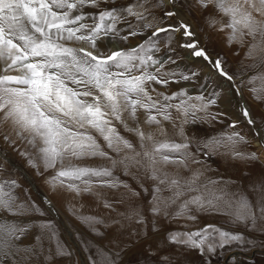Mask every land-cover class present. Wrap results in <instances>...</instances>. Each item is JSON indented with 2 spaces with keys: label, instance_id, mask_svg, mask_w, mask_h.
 <instances>
[{
  "label": "snow or ice",
  "instance_id": "1",
  "mask_svg": "<svg viewBox=\"0 0 264 264\" xmlns=\"http://www.w3.org/2000/svg\"><path fill=\"white\" fill-rule=\"evenodd\" d=\"M101 2L0 0V136L12 144L25 136L29 137L28 143L33 146L39 142L36 158L45 168L56 170L53 183L78 193L120 186L123 182L113 174L117 167L133 178L136 172L144 177L151 174L154 183L172 192L166 201L158 195L160 187L155 189L153 195L157 205L163 203L167 208L180 197L183 187L192 188L203 177L200 169H194L189 177L181 178L164 167L165 164H185L184 156L177 154L188 151V137L185 136L183 125L189 123V111L193 116L197 111L207 112L208 106L217 101L196 96L181 99L179 104L169 103L174 98L187 96V90L171 96L162 92H158L155 98L150 95V90H155L153 84L169 83V80L161 79L158 73L169 77L175 75L173 72L161 71L164 63L172 62L171 58L161 63L151 55L153 51H159L156 38L161 32L179 29L158 27L137 47L114 51L110 55L89 51L88 47L96 48L101 36L115 32L120 20L114 8L98 13L81 11L84 7L99 8ZM146 2L136 0L125 11L137 20L145 21L144 27L149 29L156 18L152 17V21H148L151 9L144 6ZM198 3L202 8L213 5L222 20H227V23H222L213 14L207 17L211 25L221 23V30H230L229 42L243 43L245 36H248L249 55L257 56L264 63V45L256 43L257 39L264 40V0H259V7L254 0H198ZM175 14L167 12L165 15ZM88 19L93 20V23L84 22ZM181 27L185 35H192L189 25L181 24ZM142 34L135 31L129 33L130 36ZM71 42L83 43L88 47H72ZM185 47L196 49V43ZM194 55L209 59L202 49L195 50ZM209 62L229 81L233 80L223 71L219 60ZM155 65L159 67L155 72H150L148 69ZM11 72L18 74H8ZM133 72L139 74L134 75ZM181 78L191 79L183 74ZM69 83L75 87H70ZM248 83L264 85V70ZM253 91L264 97V87L253 88ZM212 95L218 96L219 93ZM192 99L199 103L188 104ZM169 109H174L181 120L179 131L173 133V136L181 138L179 143L170 137L162 124V121L172 119ZM138 110L145 114L144 124L155 125L154 130H146L139 122L134 127L128 123L129 120H137ZM243 115L250 124L254 123L247 109H243ZM121 129L134 135L139 144L138 150L121 135ZM97 137L115 156L103 150ZM236 137L239 141L244 140L239 133H233L227 138L226 147H235ZM205 147H209V144ZM210 147H219V141L210 142ZM25 155L28 156V163L38 169L36 158L28 153ZM91 157L107 162V166L104 163L95 167L76 163ZM251 158H256V154L252 153ZM192 162H196L194 158ZM129 169L136 171L130 172ZM18 187L15 180L0 178V212L21 216L39 211L34 205L29 207L17 202L15 189ZM124 188L131 195H137L127 184H124ZM252 190L257 191L255 186ZM105 206L110 207L107 204ZM190 206L198 210L228 208L233 213L229 217L230 222L251 223L255 228L258 214L264 221V189L259 190L258 208L254 209L246 198L228 192L226 186L218 187L215 182L209 181V186H205L203 192L182 201L178 208L182 213ZM158 210V207L153 208L154 212ZM31 226L21 227L15 222L0 221V264L5 260L8 264H16L13 257L22 252H32V248L21 249L16 243ZM37 226L41 230L47 227L43 224ZM259 227L264 229V222ZM169 239L203 253L206 246L208 251L215 250L213 245L207 244L209 239L218 241L219 246L223 247L232 242L243 243L245 237L241 233L228 232L209 224L195 232L170 234ZM36 240L38 242L40 237L37 236ZM57 254L68 253L60 246Z\"/></svg>",
  "mask_w": 264,
  "mask_h": 264
},
{
  "label": "rangeland",
  "instance_id": "2",
  "mask_svg": "<svg viewBox=\"0 0 264 264\" xmlns=\"http://www.w3.org/2000/svg\"><path fill=\"white\" fill-rule=\"evenodd\" d=\"M168 1L147 0L144 6L151 9L147 19L152 21V17L156 18L149 29H145V21L137 20L125 11L136 0H102L99 8L84 7L81 9L84 13H98L114 8L120 20L115 32L97 40L95 49L78 42H71L70 46L88 47L95 54L110 55L114 51L137 47L158 27L179 29L161 32L156 38L159 51H153L151 55L161 63L171 58L172 62L164 63L161 71L173 72L175 75L169 77L158 73L161 79H167L169 83L153 84L152 88L155 90H150V95L155 98L158 92H162L171 96L187 90V96L174 98L169 102L171 104H179L181 99L196 96H204L206 100L216 99L217 103L209 105L207 112L197 111L193 116L189 111V123L183 125L185 136L188 137V151L177 154L184 156L185 164L164 165L166 170L181 178H187L194 169H200L203 177L208 179L201 177V182L192 188L183 187L180 197L167 208L163 203L157 205L153 201V195L155 189L160 187L158 195L166 201L172 195L170 189L154 183L151 174L144 177L136 172L133 178L119 167L113 170V174L123 182L120 186L100 187L78 193L53 183L56 170L45 168L36 158L39 142L33 146L28 143L29 137L25 136L12 144L5 142L0 136V178L17 182L19 187L15 189V195L18 203L29 207L34 205L39 209L21 216L0 212V221L15 222L21 227L32 225L16 242L21 249L32 248V252H22L13 257L16 264H264V253L257 252L251 258L243 255L252 254L257 249L264 250V229L259 227L264 221L259 214L256 219L257 227L254 228L251 223L230 222L229 217L233 213L228 208L198 210L195 206H190L182 213L178 208L182 201L203 192L204 187L209 186V181L215 182L218 187L226 186L228 192L246 198L254 209L258 208L259 190L264 189V97L259 92H254L253 88L264 85L250 84L248 81L264 70V63L257 56L249 55L248 36H245L243 43L229 42V29L221 30V23L211 25L208 22L210 14L215 15L218 21L222 20L219 13L214 11L213 5L202 8L198 0ZM254 3L257 7L260 6L259 0H254ZM167 12L176 14L166 16ZM84 22L92 24L93 20ZM222 23H227V20L223 19ZM181 24L189 25L192 35H185ZM133 31L143 34L130 36L129 33ZM126 36L127 40L124 39ZM192 43H196V49L185 47ZM256 43L264 45V40L257 39ZM200 49L209 59L194 55V51ZM209 60L220 61L221 68L235 79L239 92L232 81L221 75ZM157 67L159 65L148 70L155 72ZM193 73L196 75L193 76ZM181 74L190 76L191 79L184 80ZM69 86L75 87L71 83ZM213 93L219 95L213 96ZM239 97L243 100L244 107L238 100ZM198 103L195 99L188 101V104ZM245 108L254 125L243 115ZM169 112L172 119L162 121V124L170 137L179 143L181 138L173 136V133L179 131L181 120L174 109H169ZM144 119V112L138 110L137 120H129L128 123L134 127L139 122L146 130H154L155 125L144 124ZM120 132L139 149L134 135L122 129ZM233 133H239L244 140L239 141L236 137L235 147H226L227 138ZM97 140L104 151H109L104 147L102 139L97 137ZM215 140L219 141V147L211 149L210 142ZM206 144L209 147H205ZM25 153L36 158L38 169L28 163ZM252 153L256 154V158H251ZM109 155L115 156L110 151ZM76 163L93 167L104 163L107 166V162L97 157ZM124 184L137 195L128 193ZM254 186L257 191L252 190ZM48 197L53 204H48ZM106 204L110 207H106ZM154 207L159 210L154 212ZM134 212L139 214L134 215ZM40 224L47 227L41 230L37 226ZM209 224L228 232L241 233L245 240L243 243L232 242L220 247L218 241L209 239L207 244L213 245L215 250L208 251L206 246L201 253L169 239L170 234L195 232ZM37 236L40 237L38 242ZM60 246L68 254L58 255ZM231 253L234 255L230 256ZM2 264H8V261L5 260Z\"/></svg>",
  "mask_w": 264,
  "mask_h": 264
},
{
  "label": "bare ground",
  "instance_id": "3",
  "mask_svg": "<svg viewBox=\"0 0 264 264\" xmlns=\"http://www.w3.org/2000/svg\"><path fill=\"white\" fill-rule=\"evenodd\" d=\"M168 1V0H167ZM168 3H169V1H168ZM115 45H113V48L115 49L116 47H114ZM232 85L234 86V88H236V90H238V88L236 87V84H235V79L233 78V80H232ZM237 92H239V91H237ZM239 101H240V103H241V105H243V107H244V104H243V100L239 97V99H238ZM253 125H254V123H253ZM47 201L49 202L48 204H53L54 202L52 201V199L50 198V197H48L47 198ZM56 202V201H55ZM57 203V202H56Z\"/></svg>",
  "mask_w": 264,
  "mask_h": 264
},
{
  "label": "water",
  "instance_id": "4",
  "mask_svg": "<svg viewBox=\"0 0 264 264\" xmlns=\"http://www.w3.org/2000/svg\"><path fill=\"white\" fill-rule=\"evenodd\" d=\"M246 109V108H245ZM264 253V250H260V249H257V250H254L252 254H245L243 253L244 256L248 257V258H251L254 256L255 253ZM239 253V252H238ZM234 255L233 253L230 254V256ZM228 262V261H226Z\"/></svg>",
  "mask_w": 264,
  "mask_h": 264
},
{
  "label": "crops",
  "instance_id": "5",
  "mask_svg": "<svg viewBox=\"0 0 264 264\" xmlns=\"http://www.w3.org/2000/svg\"><path fill=\"white\" fill-rule=\"evenodd\" d=\"M236 190L238 189V188H235ZM249 193V192H248Z\"/></svg>",
  "mask_w": 264,
  "mask_h": 264
}]
</instances>
